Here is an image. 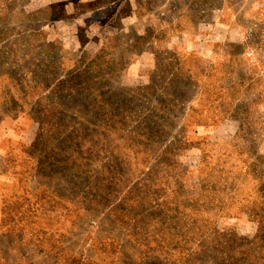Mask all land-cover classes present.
Segmentation results:
<instances>
[{"label":"rangeland","instance_id":"1","mask_svg":"<svg viewBox=\"0 0 264 264\" xmlns=\"http://www.w3.org/2000/svg\"><path fill=\"white\" fill-rule=\"evenodd\" d=\"M0 264H264V0H0Z\"/></svg>","mask_w":264,"mask_h":264}]
</instances>
